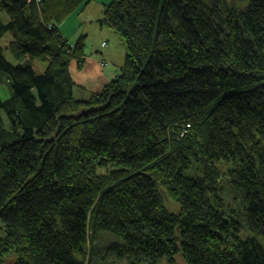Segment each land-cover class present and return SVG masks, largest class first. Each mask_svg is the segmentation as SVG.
<instances>
[{
    "label": "trees",
    "instance_id": "trees-1",
    "mask_svg": "<svg viewBox=\"0 0 264 264\" xmlns=\"http://www.w3.org/2000/svg\"><path fill=\"white\" fill-rule=\"evenodd\" d=\"M246 1L109 0L125 63L77 99L86 36L59 24L90 0H0V264H264V0Z\"/></svg>",
    "mask_w": 264,
    "mask_h": 264
},
{
    "label": "rangeland",
    "instance_id": "rangeland-1",
    "mask_svg": "<svg viewBox=\"0 0 264 264\" xmlns=\"http://www.w3.org/2000/svg\"><path fill=\"white\" fill-rule=\"evenodd\" d=\"M109 0H90V2L84 7L79 9L77 8L73 13H71L67 18H65L59 24L60 34L63 38H67L68 43L74 44L78 38L82 35H85V52L90 53L91 51L95 52V45L97 43L103 42V46H106L104 49L111 47L115 50V54L122 55L123 63H125V44L123 39L112 30L107 24L102 20L103 18V5L108 3ZM226 2L233 3L236 7H244L247 3L246 0H225ZM79 9V10H78ZM1 17L6 19V16L1 14ZM73 33L75 36H72ZM10 37L6 35L5 37L0 38V44L3 47H6L9 44ZM94 47V48H93ZM4 57L13 65L19 63L8 50L3 51ZM33 68L36 73H42L44 71L46 62L41 60H34L32 62ZM115 65H119L120 61H115ZM11 95V91L6 80L4 73H0V99L4 100ZM0 114L3 117L4 128L8 131L9 121L5 116L3 111H0ZM189 126V125H185ZM10 130V129H9ZM13 139V138H11ZM226 176H222L219 181L220 193L222 195L224 202V210L226 213L234 215L233 211L235 210L236 204L232 198V194L228 185L226 184ZM162 199L165 207L172 213H178L180 210V205L175 201L174 196L167 194V192L160 188ZM234 209V210H233ZM175 264H187L182 255L177 254L174 258ZM107 264H131L126 259H119L111 256ZM159 264H167L165 259L160 260Z\"/></svg>",
    "mask_w": 264,
    "mask_h": 264
},
{
    "label": "crops",
    "instance_id": "crops-1",
    "mask_svg": "<svg viewBox=\"0 0 264 264\" xmlns=\"http://www.w3.org/2000/svg\"><path fill=\"white\" fill-rule=\"evenodd\" d=\"M72 36H75L73 33ZM95 52H85V59L81 67L73 61L69 66L72 80L75 83L73 93L77 99H87L92 93H97L121 72L123 57L115 54L111 47L104 49L103 42L95 45ZM94 48V47H93ZM120 61L115 65V61Z\"/></svg>",
    "mask_w": 264,
    "mask_h": 264
}]
</instances>
